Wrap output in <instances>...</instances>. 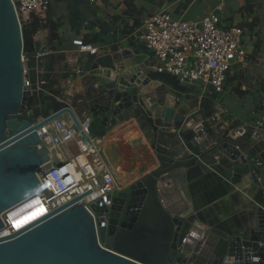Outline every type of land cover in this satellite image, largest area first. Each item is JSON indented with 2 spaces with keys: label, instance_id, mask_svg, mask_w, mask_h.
<instances>
[{
  "label": "water",
  "instance_id": "95a60500",
  "mask_svg": "<svg viewBox=\"0 0 264 264\" xmlns=\"http://www.w3.org/2000/svg\"><path fill=\"white\" fill-rule=\"evenodd\" d=\"M23 49L17 11L11 0H0V264H264V207L260 203L251 213L256 225L218 236L214 253L206 257L205 248H192L187 240L192 224L204 222V213L196 212L197 205L174 208V199L165 192L169 177L185 193L184 182L204 175L211 181L225 178L232 184L262 187L251 159L264 156L249 139L252 129L242 136L216 131L209 128L205 113L197 111L189 118L200 116V125L183 131L185 120L169 123L154 114L147 99L158 103L154 96L170 93L177 102L197 98V92H176L143 75L138 57L130 50L86 60L78 76L88 84L103 80L106 89L83 102L100 138L113 122L129 121L133 113L143 117L141 129L151 133L149 144L157 166L113 192L106 210L107 226L98 230V238L89 213L81 205L72 206L80 198L47 216L44 212L52 203L39 193L43 185L37 170L49 160V149L40 146L37 130L66 115L76 128L79 122L67 104L56 101L47 119L32 123L28 112L35 98L23 87ZM153 82L157 87L147 96L146 88ZM170 125L181 131L170 134ZM92 209L98 211L95 206ZM253 257H259V262H252Z\"/></svg>",
  "mask_w": 264,
  "mask_h": 264
},
{
  "label": "crops",
  "instance_id": "0c3cea01",
  "mask_svg": "<svg viewBox=\"0 0 264 264\" xmlns=\"http://www.w3.org/2000/svg\"><path fill=\"white\" fill-rule=\"evenodd\" d=\"M161 12L191 20H200L214 13L224 26L238 25L243 29L245 58L242 61L236 56L231 58L224 90L210 97L213 106L206 115V121L210 129L227 131L234 136H242L252 129L256 139L252 135L249 139L260 146L264 156V126L257 125L262 116L260 102L264 94V0H52L46 19L55 24L56 38L50 39L45 29L37 32L35 55H40V73L36 75L33 71L31 76L42 91L35 98L30 114L37 110L41 116L48 107L50 113L53 102L59 101L67 104L78 117L91 115L83 102L84 98L91 96L94 99L106 87L103 80L88 84L78 76L79 69L92 56L79 52L78 47L72 44L74 40L92 44L98 48L97 55H114L130 50L133 56L138 57L143 75L155 74L151 68V55L141 39L140 25L143 18ZM126 72L130 75V68ZM140 78L143 79V76ZM156 87L155 82L150 83L145 92H153ZM191 92L192 89L189 95ZM195 99L199 101L200 98L197 96L188 100L181 109V121L185 120L183 131L196 130L202 121L200 116L189 118L197 108ZM174 100L173 95L168 93L165 96L166 111L161 112L163 109L156 108L153 113L169 120L171 117L167 113H172L179 102ZM146 102L155 107L154 100L147 99ZM190 104H193V108L189 107ZM174 111L178 113L176 109ZM187 120L188 126L185 124ZM180 131L169 127L170 134L177 135ZM92 132L100 138L95 126H92ZM150 134L146 129L142 131L135 117L122 124H111L105 137L100 138L108 163V159L117 163L116 166L111 162L109 165L114 170L115 167L120 168L123 179H118L119 170H115V179L121 185H128L157 166L149 144ZM201 138L206 140L207 137L203 135ZM163 140L169 141L166 137ZM69 149L76 153L74 143L70 144ZM253 158L264 162V157ZM184 189L185 193L171 177L165 185V192L174 199V208L192 209L197 205L200 208L196 212L204 213V222L195 221L192 224L187 240L192 242V248L198 245L205 248L202 252L206 257L214 253L218 236L236 234L246 227L255 226L252 210L259 203L264 207V183L262 187L242 182L232 184L225 178L211 181L204 175L195 176L189 183L184 182ZM209 200L212 202L208 203Z\"/></svg>",
  "mask_w": 264,
  "mask_h": 264
},
{
  "label": "built area",
  "instance_id": "2783aa9c",
  "mask_svg": "<svg viewBox=\"0 0 264 264\" xmlns=\"http://www.w3.org/2000/svg\"><path fill=\"white\" fill-rule=\"evenodd\" d=\"M11 1L22 26L29 23L32 14H36L41 22L45 20L52 0ZM140 28L141 39L152 58V70L174 77L181 85L196 91L200 100L222 93L231 69V58L236 56L239 61L245 58L243 29L238 25L224 26L214 13L200 20H191L184 17L175 19L169 13L161 12L143 18ZM72 44L78 47L79 52L97 55L98 48L92 44L83 43L82 40H74ZM34 59L35 66L29 69L28 58L23 55L26 66L23 87L30 96L38 98L42 89L37 81H31L29 73H40V55H34ZM260 106L262 116L257 125L263 127L264 94ZM28 115L33 117L30 111ZM50 115L51 112L47 116L34 118L32 123H40ZM77 119L79 128L66 115L37 130L40 146L56 153L54 159L49 154V160L38 167L37 177L43 185L39 193L52 203L45 211L47 216L80 198L72 206L81 205L89 213L98 238V230L107 226L106 210L111 206L112 194L120 189L121 184L116 181L114 168L104 155L101 139L92 132V116H77ZM71 143L75 144L76 153L69 149ZM251 164L258 180L264 183L263 160L252 158ZM92 206L97 207L98 211H94ZM259 260V257H253L251 261Z\"/></svg>",
  "mask_w": 264,
  "mask_h": 264
},
{
  "label": "trees",
  "instance_id": "16d2710c",
  "mask_svg": "<svg viewBox=\"0 0 264 264\" xmlns=\"http://www.w3.org/2000/svg\"><path fill=\"white\" fill-rule=\"evenodd\" d=\"M47 18V17H46ZM40 29H45L48 34L50 39H55V31H56V26L54 23L49 22L47 19L43 20L42 22L38 19L36 14H32L29 17V23L27 24H22V32H23V41H24V49H23V55L28 58L27 66L29 69H32L35 66V43H36V35L37 32ZM31 72L29 73L30 79L33 83H35L34 79L31 76ZM150 78L153 80H160L164 84L168 85L171 87L173 90L180 92V93H186L188 90H190L189 87L181 85L174 77L165 75V74H151ZM36 102V99L34 101V104ZM204 109L208 110L211 109L212 104H213V99L212 98H207L203 99L202 101ZM49 113V107L43 113V116H47ZM39 117V112L37 110H34L33 113V119Z\"/></svg>",
  "mask_w": 264,
  "mask_h": 264
},
{
  "label": "rangeland",
  "instance_id": "374dc122",
  "mask_svg": "<svg viewBox=\"0 0 264 264\" xmlns=\"http://www.w3.org/2000/svg\"><path fill=\"white\" fill-rule=\"evenodd\" d=\"M175 19H177V17H174ZM150 77V76H149ZM147 96L149 95L148 94V92H147V94H146ZM146 96V97H147ZM198 96V95H197ZM145 96H144V99L146 98ZM156 99H157V101H158V103H159V105H158V103L156 104L157 105V108L159 109V110H164V107H162V106H166V101H165V97H163V96H154ZM195 98V97H194ZM200 98V97H199ZM193 99V98H192ZM188 100H191V97L188 99ZM187 99H181L179 102H178V105L179 106H183V105H185L186 103H187V101H188ZM195 101H197L196 99H195ZM199 101H200V104H198V105H196V111H194V112H197V111H202L203 113H205V116L206 115H208L209 114V112H211V109H212V107H211V109H208V110H206V109H204V106H203V100H200L199 99ZM198 102H196V104H197ZM212 106H213V104H212ZM132 118H137V120H138V123H139V125L141 126L142 124H145V121L143 120V117H141L139 114H134L133 113V115L131 116ZM31 120H33V118H31ZM170 123V122H169ZM112 125H115V122H113L112 123ZM169 127H173V128H175V129H178L175 125H170Z\"/></svg>",
  "mask_w": 264,
  "mask_h": 264
},
{
  "label": "bare ground",
  "instance_id": "6f19581e",
  "mask_svg": "<svg viewBox=\"0 0 264 264\" xmlns=\"http://www.w3.org/2000/svg\"><path fill=\"white\" fill-rule=\"evenodd\" d=\"M154 103H155V107H153L152 105H151V103H149V105L150 106H152V110H156V108H157V105H156V102L154 101ZM189 107L190 108H193V104H190L189 105ZM183 108V106H179V105H176L174 108H173V111H172V113L170 112V113H167V116H170L171 118L169 119V120H166L167 122H179V121H181V115H182V111H181V109ZM177 110L178 111V113H175V111L174 110ZM166 111V109L165 110H162L161 112H165ZM161 112H159V113H161ZM174 113V114H173ZM171 114H173V118H172V116H171ZM185 124H186V126H188L189 125V121L187 120V122H185ZM131 134V133H130ZM50 150V149H49ZM51 151V150H50ZM108 153V152H107ZM50 154V158L51 159H54L55 158V152H53V151H51V153H49ZM125 154V153H124ZM111 158V157H110ZM110 162H111V164L113 165V166H116V160H114V161H112V159L110 160V159H108ZM109 162V163H110ZM125 165H126V163H125ZM124 168V167H123ZM115 170H119L118 172V179L119 180H122L123 179V175L121 176V173H120V168H117V167H115ZM114 170V171H115ZM44 213H46V212H44Z\"/></svg>",
  "mask_w": 264,
  "mask_h": 264
}]
</instances>
